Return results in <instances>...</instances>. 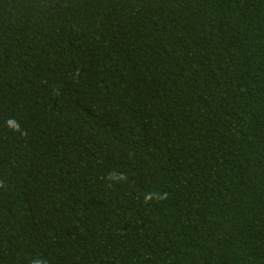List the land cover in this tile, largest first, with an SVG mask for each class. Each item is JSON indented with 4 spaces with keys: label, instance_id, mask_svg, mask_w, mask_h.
<instances>
[{
    "label": "trees",
    "instance_id": "16d2710c",
    "mask_svg": "<svg viewBox=\"0 0 264 264\" xmlns=\"http://www.w3.org/2000/svg\"><path fill=\"white\" fill-rule=\"evenodd\" d=\"M0 264H264V0H0Z\"/></svg>",
    "mask_w": 264,
    "mask_h": 264
}]
</instances>
